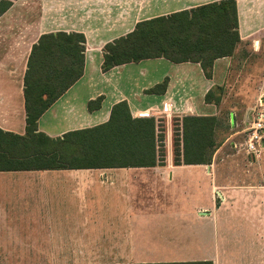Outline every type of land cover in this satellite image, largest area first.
<instances>
[{
  "label": "crops",
  "instance_id": "0c3cea01",
  "mask_svg": "<svg viewBox=\"0 0 264 264\" xmlns=\"http://www.w3.org/2000/svg\"><path fill=\"white\" fill-rule=\"evenodd\" d=\"M219 1L17 0L0 16V130L25 133L23 76L32 45L42 35L76 33L85 39L83 75L39 118V132L56 139L100 125L125 101L134 118L149 112L163 125L165 154L164 164L152 168L0 171V262L238 264L244 259L233 246L242 245L245 233L233 231L221 251L219 233L213 241L211 231L221 223L228 232L243 223L264 233V153L259 160L235 154L230 144L240 139L235 133L242 119L234 111L222 118V106L207 104L205 95L233 77L251 75L240 68L248 53L245 41L263 29L264 0H235L240 42L231 57L214 61L210 80L198 63L164 58L101 70L104 46L137 23ZM252 75L258 83L254 99L264 86V67ZM165 79L163 93H147ZM236 95L234 100L243 97ZM99 97L100 108L90 112L88 102ZM184 116L218 119L210 162L174 164L172 122ZM170 187L185 196L210 194L212 204L172 206ZM216 197L223 204L217 205ZM255 259L264 264V250Z\"/></svg>",
  "mask_w": 264,
  "mask_h": 264
},
{
  "label": "trees",
  "instance_id": "16d2710c",
  "mask_svg": "<svg viewBox=\"0 0 264 264\" xmlns=\"http://www.w3.org/2000/svg\"><path fill=\"white\" fill-rule=\"evenodd\" d=\"M17 0H0V16ZM235 0H221L137 23L132 32L103 48L102 72L128 63L164 58L172 63H198L206 79L215 60L231 57L240 42ZM83 35H42L32 45L23 76L25 133L0 130V171L152 168L164 164L162 124L134 118L125 101L115 104L108 121L50 138L38 130L39 118L83 75ZM167 80L147 91L160 94ZM218 92V93H216ZM223 87L205 95L207 104L221 102ZM99 97L87 104L92 112ZM218 119L184 116L173 124L175 165L210 162L216 147ZM138 264H212L171 262Z\"/></svg>",
  "mask_w": 264,
  "mask_h": 264
},
{
  "label": "rangeland",
  "instance_id": "374dc122",
  "mask_svg": "<svg viewBox=\"0 0 264 264\" xmlns=\"http://www.w3.org/2000/svg\"><path fill=\"white\" fill-rule=\"evenodd\" d=\"M32 40V38H30ZM257 41L258 45H254V42ZM245 45L248 46L245 58L241 63V72H248L251 74L250 76L241 77L236 79L235 77L229 80L235 84L233 86H229L227 84L226 87H223V94H221V102L219 103L222 109L221 117L225 118L228 111H234L238 116L242 119L246 111H248L254 104L256 103V98L253 99L251 95V91H255L257 89L258 83L257 79L252 75L253 70L255 68L263 66L264 67V26L262 31L254 34L247 41H245ZM23 48L25 45L22 46ZM29 48V46H26ZM231 83V84H232ZM232 87V88H231ZM239 92H242L243 97L241 100H234V96L239 97ZM218 93V92H216ZM239 118V119H240ZM173 124H178L176 119L173 120ZM174 126V125H173ZM225 134V133H224ZM222 136V135H221ZM174 138V136H173ZM168 204L172 206H180L186 207L194 204L197 205H211V197L210 194H198L196 196H185V191L175 190L173 187L168 188ZM188 194V193H187ZM223 201V200H222ZM221 200H218L216 197V204H223ZM226 215L221 214V216ZM241 224V225H239ZM193 228H195L193 226ZM229 228V232L227 230L226 224L222 223L219 225L218 231H211L212 240H216L219 233V241H220V250L225 251L227 248V241L229 240V235L243 234L245 233V238L242 239V245L233 246L237 249V252H241L243 254V260L238 261V264H258L255 257H257V253L260 250H264V233L261 231V228H256V225L253 226L251 230L249 226L244 225L243 223L234 224ZM226 233H228L226 235ZM225 241V243H223ZM261 246V247H260ZM231 247V246H230ZM240 248V250H238ZM235 254V253H234ZM86 262L80 261H43V262H35V261H9V262H0V264H83ZM88 263V262H87ZM226 263V261H225Z\"/></svg>",
  "mask_w": 264,
  "mask_h": 264
},
{
  "label": "built area",
  "instance_id": "2783aa9c",
  "mask_svg": "<svg viewBox=\"0 0 264 264\" xmlns=\"http://www.w3.org/2000/svg\"><path fill=\"white\" fill-rule=\"evenodd\" d=\"M140 116L150 117V113H141ZM242 125V129L235 133L240 139L231 142V150L259 160L264 153V86L259 88L254 106L244 114Z\"/></svg>",
  "mask_w": 264,
  "mask_h": 264
}]
</instances>
